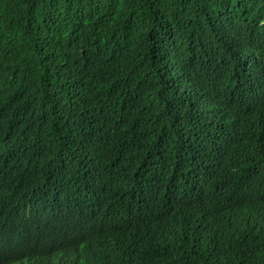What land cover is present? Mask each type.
I'll return each instance as SVG.
<instances>
[{
  "label": "trees",
  "instance_id": "1",
  "mask_svg": "<svg viewBox=\"0 0 264 264\" xmlns=\"http://www.w3.org/2000/svg\"><path fill=\"white\" fill-rule=\"evenodd\" d=\"M52 188L95 229L0 264H264V0H0V229Z\"/></svg>",
  "mask_w": 264,
  "mask_h": 264
},
{
  "label": "clouds",
  "instance_id": "2",
  "mask_svg": "<svg viewBox=\"0 0 264 264\" xmlns=\"http://www.w3.org/2000/svg\"><path fill=\"white\" fill-rule=\"evenodd\" d=\"M262 81V77H256L249 93H251L252 90H254V88ZM198 99L202 107L208 111L210 117L216 116L218 109H227L226 105L222 102L223 99H221L215 91H209L205 95H200ZM238 105L239 100L232 103V108H235ZM214 151L215 149L212 147V152ZM109 173L111 172H104L101 178H106ZM199 174L210 179L208 180L209 185L205 187L209 196L213 197L218 191L219 185L224 177H216L214 174L210 173ZM177 176H173L166 182L171 183V181ZM185 180L186 178L175 180L173 184L178 186L183 185L179 190H172L171 193L174 194V205L185 206L188 208V206L193 203L191 198L203 188L196 187L192 183L190 177H188L186 183ZM88 182L89 180L87 181V186L85 188H88ZM50 191L51 192L47 193V198L39 199V202L34 206L13 211L11 222L16 225V231L13 234L10 233L9 225L7 227L10 212L7 213L4 227L0 229V259L10 257L8 256V254H10L9 248L13 245L7 244L10 241L14 244V242L20 238L16 236L19 229L26 230L28 250L33 249L28 252H38L37 254H43L45 261L58 250H63L67 253L69 250L75 251L79 249L74 247V245L70 247L67 246L72 244L77 236L86 235L95 229L94 226L90 224L87 214L83 209L77 207L76 204L69 203L64 197L57 196L55 188L50 189ZM102 218L104 220V217ZM110 243L115 249L118 247L120 240L116 238ZM96 252H98L99 255L106 253L103 245L97 247Z\"/></svg>",
  "mask_w": 264,
  "mask_h": 264
}]
</instances>
